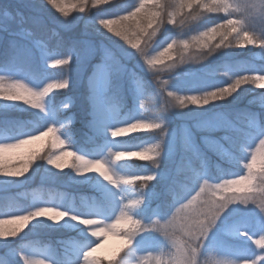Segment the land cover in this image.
Returning <instances> with one entry per match:
<instances>
[{"label": "clouds", "instance_id": "clouds-1", "mask_svg": "<svg viewBox=\"0 0 264 264\" xmlns=\"http://www.w3.org/2000/svg\"><path fill=\"white\" fill-rule=\"evenodd\" d=\"M0 264H264V0H0Z\"/></svg>", "mask_w": 264, "mask_h": 264}, {"label": "rangeland", "instance_id": "rangeland-1", "mask_svg": "<svg viewBox=\"0 0 264 264\" xmlns=\"http://www.w3.org/2000/svg\"><path fill=\"white\" fill-rule=\"evenodd\" d=\"M92 63H94V61L87 62V66L83 71V76H87L90 73L94 72V75L92 76V88H94L96 93L95 103L98 109L99 117L102 120L107 115L106 106L110 103L109 100V93L111 91L109 87L110 81H109V76L106 73V70L103 67L93 70ZM127 63L130 67H134V63H135L134 60L129 59ZM77 91L80 93H84V88L81 87L77 89ZM122 95L125 96L127 105L131 107L133 103V98L126 83L122 89ZM82 107L86 109L87 104L86 103L83 104ZM208 122H206L205 124L209 126L214 123V121L212 120L211 122L210 121ZM174 123L176 124L175 127H178L181 121L176 120ZM138 135L146 136V134H138Z\"/></svg>", "mask_w": 264, "mask_h": 264}, {"label": "trees", "instance_id": "trees-1", "mask_svg": "<svg viewBox=\"0 0 264 264\" xmlns=\"http://www.w3.org/2000/svg\"><path fill=\"white\" fill-rule=\"evenodd\" d=\"M211 115V113H205V112H195V113H191L190 114V119H200V120H202L204 123H206V122H208V121H210L211 122V120H204V117H207V116H210ZM181 121V120H180ZM175 122V121H174ZM209 123V122H208ZM176 124L174 123V126H175ZM216 135H219V133H216ZM197 139H199V133L197 134Z\"/></svg>", "mask_w": 264, "mask_h": 264}]
</instances>
